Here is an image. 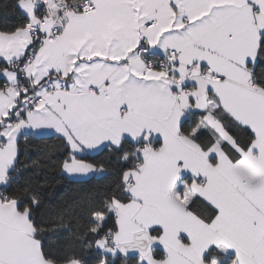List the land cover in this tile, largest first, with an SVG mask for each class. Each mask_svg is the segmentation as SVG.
I'll use <instances>...</instances> for the list:
<instances>
[{"label": "snow or ice", "instance_id": "obj_1", "mask_svg": "<svg viewBox=\"0 0 264 264\" xmlns=\"http://www.w3.org/2000/svg\"><path fill=\"white\" fill-rule=\"evenodd\" d=\"M7 9V5H3ZM0 23V264H264V0H14ZM8 12L3 20L7 21ZM109 151L119 179L44 210Z\"/></svg>", "mask_w": 264, "mask_h": 264}, {"label": "trees", "instance_id": "obj_2", "mask_svg": "<svg viewBox=\"0 0 264 264\" xmlns=\"http://www.w3.org/2000/svg\"><path fill=\"white\" fill-rule=\"evenodd\" d=\"M14 0H0V23H7L12 26L17 22V18L12 14V3ZM7 5V9L3 7ZM5 12H8L7 21L3 20ZM22 146H26L28 151L21 159L37 158V151L34 146H40L43 149L45 146L53 145L55 150L49 153L50 159L47 168L39 173H34L31 169L23 172L18 179V184H14V188L23 185L25 181L35 182L47 181V185L42 190V199L44 202V210L51 212L53 216L57 211L65 208L62 201L67 200L71 202L81 196L91 193H103L119 179V170L122 167L114 156L109 151H104L99 154H92L91 160L104 165V174L99 176H92L85 179H71L68 176L61 174L58 165L59 161L63 158V148L60 146L59 141L55 136H45L43 138L29 137L27 143L21 142ZM84 258L87 264H97L95 253H89L87 250L84 252ZM128 264H136L134 260H129Z\"/></svg>", "mask_w": 264, "mask_h": 264}, {"label": "crops", "instance_id": "obj_3", "mask_svg": "<svg viewBox=\"0 0 264 264\" xmlns=\"http://www.w3.org/2000/svg\"><path fill=\"white\" fill-rule=\"evenodd\" d=\"M49 136H51V135H49ZM103 174H104V171L101 172V173L89 174L87 177H73V176H68V175H66V176H68L71 179H85V178H89V177H92V176H99V175H103Z\"/></svg>", "mask_w": 264, "mask_h": 264}]
</instances>
